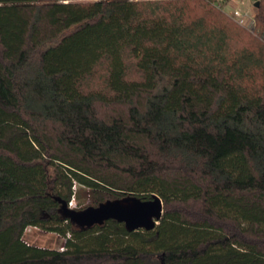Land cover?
<instances>
[{
	"label": "trees",
	"instance_id": "trees-1",
	"mask_svg": "<svg viewBox=\"0 0 264 264\" xmlns=\"http://www.w3.org/2000/svg\"><path fill=\"white\" fill-rule=\"evenodd\" d=\"M217 1L0 0V264H264V0ZM78 186L163 217L80 226Z\"/></svg>",
	"mask_w": 264,
	"mask_h": 264
},
{
	"label": "water",
	"instance_id": "water-1",
	"mask_svg": "<svg viewBox=\"0 0 264 264\" xmlns=\"http://www.w3.org/2000/svg\"><path fill=\"white\" fill-rule=\"evenodd\" d=\"M258 8L260 2H256ZM66 217L80 226L102 224L108 220L124 223L129 230H147L156 228L164 214V204L159 196L151 200H142L135 196L109 200L97 207H88L77 211L64 207Z\"/></svg>",
	"mask_w": 264,
	"mask_h": 264
},
{
	"label": "rangeland",
	"instance_id": "rangeland-1",
	"mask_svg": "<svg viewBox=\"0 0 264 264\" xmlns=\"http://www.w3.org/2000/svg\"><path fill=\"white\" fill-rule=\"evenodd\" d=\"M226 2L228 6L238 7L243 10L250 11L253 15H256L259 10V7L257 8L255 6L256 4L255 0H227ZM225 14L229 16L227 13ZM99 75H102V70L98 74L97 78L94 80L95 88L101 87ZM75 189L76 191L79 190L78 196L72 199L73 201L72 203H73V206H75V209L84 210L88 207H92L93 197L91 196L89 191L85 189L80 190L79 186ZM24 240L27 241L32 246H36L39 248H45V249H57V250L62 251L64 250V246H65L67 238H64L56 233L45 231L41 228L30 227L26 230L24 234Z\"/></svg>",
	"mask_w": 264,
	"mask_h": 264
},
{
	"label": "built area",
	"instance_id": "built-area-1",
	"mask_svg": "<svg viewBox=\"0 0 264 264\" xmlns=\"http://www.w3.org/2000/svg\"><path fill=\"white\" fill-rule=\"evenodd\" d=\"M255 2H260V0H255ZM216 4L219 7L224 6V7H222L223 11L225 13H227L240 26H242L243 28H245L246 30H248L252 33H254L256 31V28H257L256 15H253L250 11L243 10L241 8H238V7L228 6L225 3V0H218L216 2ZM73 198H75V197H73ZM72 202H73L72 200L69 202L68 207L70 209L75 210V206H73Z\"/></svg>",
	"mask_w": 264,
	"mask_h": 264
}]
</instances>
